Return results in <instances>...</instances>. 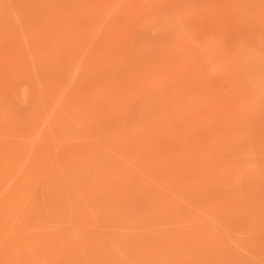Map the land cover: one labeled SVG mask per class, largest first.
<instances>
[{"label":"rangeland","instance_id":"374dc122","mask_svg":"<svg viewBox=\"0 0 264 264\" xmlns=\"http://www.w3.org/2000/svg\"><path fill=\"white\" fill-rule=\"evenodd\" d=\"M0 264H264V0H0Z\"/></svg>","mask_w":264,"mask_h":264}]
</instances>
